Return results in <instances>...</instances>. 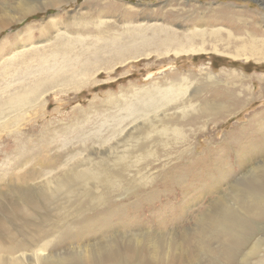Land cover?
I'll use <instances>...</instances> for the list:
<instances>
[{
  "label": "rangeland",
  "instance_id": "374dc122",
  "mask_svg": "<svg viewBox=\"0 0 264 264\" xmlns=\"http://www.w3.org/2000/svg\"><path fill=\"white\" fill-rule=\"evenodd\" d=\"M42 1L45 8L41 5L30 16L7 22L0 17V68L9 57L27 52L30 79L25 89L39 84L37 79L45 85L24 105L0 106V119L6 121L0 126V195L11 187L30 191L21 193L18 203L9 204L10 196L5 202L16 210L32 207L43 218L44 213L57 218L62 208L76 204L74 199L61 198L48 205L40 190L47 186L51 191L53 181L64 173L98 169L106 174L108 169L117 177L118 192L105 199L99 190L96 196L102 205L95 201L83 205L100 211L123 205L125 215H136L140 222L161 221L163 216L175 220L185 210L182 198L195 187L202 194L189 197L186 205L193 206L182 213L189 227L219 196L217 188L204 191L220 184L217 164L225 160L235 175L231 145L246 142L254 135V126L264 122V60L233 59L208 50V45L207 53L196 54L140 48L124 60L116 53L133 45L129 27L139 28L133 41L141 47L145 36L158 34L157 29L144 30L147 26L160 25L177 34L212 31L221 28L220 12L236 13L233 20H222V28L234 29L235 36L245 38L254 30L264 33V0H64L57 5L54 0ZM106 3L112 5V14L102 12L108 10ZM212 8L217 14H211ZM177 10L183 13H169ZM127 12L134 18H128ZM239 21L247 23L245 28ZM5 76H0V90L9 87L5 95H19L20 75ZM228 91L243 98V104L218 114L211 112L216 109L200 111L204 106L230 104ZM247 147L257 152L259 145ZM101 152L107 169L98 164ZM188 184L190 190L184 191ZM91 190L86 192L94 194ZM23 197L30 198L27 205ZM256 259L262 260L251 262Z\"/></svg>",
  "mask_w": 264,
  "mask_h": 264
},
{
  "label": "bare ground",
  "instance_id": "6f19581e",
  "mask_svg": "<svg viewBox=\"0 0 264 264\" xmlns=\"http://www.w3.org/2000/svg\"><path fill=\"white\" fill-rule=\"evenodd\" d=\"M63 1L54 0L52 3L56 2L57 5ZM107 3L108 10L102 12L109 15L114 10L111 8L112 5ZM41 5L45 8L42 0H0V17L4 18L1 21H14L17 17L30 16ZM210 11H214L211 13L212 15L217 14L214 8ZM176 12L183 13L178 10L169 13ZM222 14L226 16L224 17ZM235 14L220 12L218 23L221 28L212 31L208 29L191 31L188 29V32L184 34L181 32L180 35L170 29L162 28L160 25H158L159 28L143 26L144 30L149 27L157 29L158 34L153 32V35L148 38L145 36L141 47L134 44L137 41H133L137 37L136 31L138 32L139 28L129 27L130 35L134 36L130 40L133 45L129 47L124 45L122 49L117 50L116 54L119 59L124 58L125 60V57L141 52L140 48H143L142 51L149 49L157 51L159 47L170 51L172 49V52L177 51L178 53H207L205 45H208V50L233 59H253L256 62L264 60L263 32L260 30V32L258 30L247 31L246 37L241 38L240 35L235 36L231 33L234 29L229 32L222 28V20H233ZM128 15L127 12L126 16L128 17ZM208 17L210 18V15ZM128 18H134V16ZM192 20L188 23L190 27L194 22V19ZM195 20L201 19L196 18ZM71 21L72 19H70V24H74ZM175 22L180 23L179 21ZM238 23L245 28L246 22L239 21ZM25 35L29 38L30 33L26 32ZM143 36L140 35V37ZM153 40L156 43H149ZM209 42L210 44H207ZM113 50L115 51V49ZM73 53L75 55V52ZM27 56V52H21L11 59L9 57L8 62L0 68V76L6 75L5 78L15 73L20 75V94L8 96L5 93L9 87L1 89L0 106L6 104L12 108L16 103L24 105L27 99H34L44 90L43 86L45 85L40 84L39 79L36 81L39 84L33 82L35 84L29 85L30 87L25 89V82L29 78L25 66V63H28ZM18 66L23 69L20 70V73ZM233 73L230 76H233ZM89 74L90 72H87L86 77ZM45 81L43 82L45 83ZM247 92L249 91L245 93ZM227 93V96L232 100L230 104L227 101L229 104L227 107H224L226 102L224 106L217 105L213 108L204 106L200 111L216 109L211 112L218 114L233 110L243 102V98L237 97L234 92L228 91ZM21 115L23 116V114ZM5 122L0 119V126H5ZM131 125L132 123H130ZM252 133L254 135L250 138L247 137L246 142L235 141L230 147L234 152L235 165L239 175L232 174L230 164L225 163V160L220 161L219 164L216 163L220 184L217 182L213 186L210 183L209 185L213 187L207 186L204 191L209 190L212 193L217 188L219 196L208 203L205 212L197 214V218L189 227H187V221L183 220L182 213L193 206L190 205L192 202H188L186 205L189 197L196 196L197 199L202 194V191L195 190V187H191V191L185 194L182 202L180 201L182 210H185L175 220H172L173 216H163L161 221L140 222L136 215L135 218L126 216L124 212L127 207L123 205H110L107 210L102 211L83 205L93 201L96 205H102V200L96 196L99 190L102 191L101 194L105 199L118 192L115 185L117 177L104 165L106 160L103 152L97 156L100 160L98 164H103L108 173H101L98 169L93 173H64L53 181L54 186L51 191H47V186L40 190L44 203L48 205L61 198L74 199L75 207L62 208L63 212L57 218L51 214L45 215V213L43 218L38 212L35 213L32 207L16 210L15 205L10 206L9 204H13L14 201L16 203L20 201L21 193L30 194V191L21 190L20 187H11L12 189H8L7 194L0 195V264H264V260L261 258L264 255L260 256L261 253H264V122L262 120L254 126ZM248 144H253V147L259 145L257 152L251 149L252 146L247 147ZM226 148L228 149V147ZM217 154L221 153L217 151ZM199 176L201 175L197 174L195 177ZM73 185L77 188H74ZM90 185L93 190L90 189ZM186 186L187 190H183L189 191V184ZM86 190H91L94 194L88 193ZM58 192L63 195L57 194ZM194 192H197V195ZM6 196H10L9 204L5 202ZM26 200H30V198L23 197L21 201H25L24 203L27 205ZM184 200L186 201L184 202ZM112 207H116L115 210H112ZM19 212L21 213L19 214ZM253 258L262 260L256 259L257 262L252 263Z\"/></svg>",
  "mask_w": 264,
  "mask_h": 264
}]
</instances>
